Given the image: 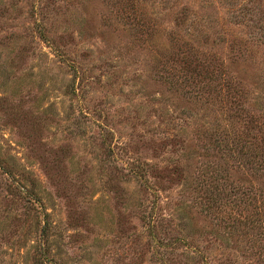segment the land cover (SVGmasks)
<instances>
[{
  "label": "rangeland",
  "instance_id": "1",
  "mask_svg": "<svg viewBox=\"0 0 264 264\" xmlns=\"http://www.w3.org/2000/svg\"><path fill=\"white\" fill-rule=\"evenodd\" d=\"M238 148L264 0H0V264H264Z\"/></svg>",
  "mask_w": 264,
  "mask_h": 264
},
{
  "label": "trees",
  "instance_id": "2",
  "mask_svg": "<svg viewBox=\"0 0 264 264\" xmlns=\"http://www.w3.org/2000/svg\"><path fill=\"white\" fill-rule=\"evenodd\" d=\"M39 32H40V35L42 37H45L46 33H44V30H43V26L41 25V27L39 28ZM196 94V93H194ZM221 136V135H220ZM222 137V136H221ZM221 143L220 146H225L227 145V143H233V145L235 144L234 140H229L227 139L225 136L222 137V138H219L218 139ZM224 144V145H223ZM228 150H232L233 149V146L229 145L228 147ZM234 148H236V146L234 145ZM235 150V149H233ZM237 153H240V156L237 160V163H236V170L240 171V172H246L245 170V167L247 168H252V172L254 174V177L253 179L251 180V183H250V186H249V190L251 191V193L253 195L252 198L249 197V203L251 202V199H254L256 198V201L259 200V204L260 205H263L264 204V187H261L260 186V183L264 182V177L260 180V182L256 181L258 176H257V173L259 172V176H264V166H261V160L260 159H251L249 157H245L246 156V151H243L241 148H238L236 149ZM227 170V167L226 166H223L222 164H220V168H219V171H220V174L221 176L220 177H226L227 176V173L225 174V171ZM140 169H134L133 172L136 174V176H140L141 173H140ZM224 175V176H223ZM256 176V177H255ZM256 182H255V181ZM242 183H237L233 186V188L235 187V191H242ZM241 199L243 200V197H241ZM257 203H254L253 205H255L257 207V205H259ZM206 209L207 210H211L213 205H210V204H207L206 206ZM264 207V205H263ZM249 215V221H245L243 222L242 225H239L241 226V229H245L247 228V226L249 228H251V231H257L259 233V230L260 229H264V215H262V213H260L259 211H257L256 209V212L255 213H250L248 214ZM246 220V219H245ZM155 217H153V215H150L149 216V225H153L155 222ZM234 221V224H239L237 223L235 220ZM235 227V226H234Z\"/></svg>",
  "mask_w": 264,
  "mask_h": 264
}]
</instances>
